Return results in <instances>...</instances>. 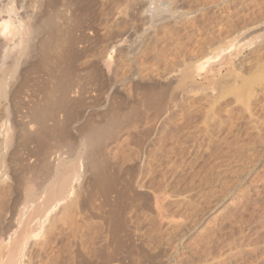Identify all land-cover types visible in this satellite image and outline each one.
<instances>
[{"label":"rangeland","instance_id":"rangeland-1","mask_svg":"<svg viewBox=\"0 0 264 264\" xmlns=\"http://www.w3.org/2000/svg\"><path fill=\"white\" fill-rule=\"evenodd\" d=\"M22 3L33 16L37 12V15L41 12L43 13L41 15H44V13L46 14V12L48 14L49 11V13L55 11V13H59L60 15L57 14V16H60L59 18L62 17V20L59 21L57 17L58 23H62L65 20V27L69 26L65 28L64 25H62L63 23L61 25L59 24L63 27L60 28L65 30H62L63 32L60 31L62 32L61 37H63L61 38L63 40L62 46L65 44V36L69 37L67 39L69 45L66 44L65 47H62V52H65V54L60 57L64 63L59 60L60 57L56 56L57 53L54 52L55 50H51L52 52L50 51V49L56 45V43H54L55 38L52 39L49 44L50 46H48L52 48H49V50H46L43 54H40L38 51L36 53L34 52L36 55L34 53L31 54L34 55L32 59L31 56H28L25 62H28L29 65L32 64L33 67L28 66L29 68H27L28 64L23 62L24 57L22 59L21 56L20 61L18 60V71L16 69L17 73L15 72L16 75L14 74L13 77V79L18 82L13 80L15 83L13 87L15 89L13 91L15 100L10 103L7 99H5L6 101L0 99V108L8 104V109H13V107L16 109V112H14L16 116L19 115V113L22 114L23 111H28L31 103L35 102L30 99L35 100L34 97H39L37 99L40 100L41 96H43L42 92L44 89L52 86V83L47 82V80L50 81L52 76L51 73L54 69L60 70L63 76L67 72L65 75L67 77L65 78L76 86V89L78 87L80 94L77 92L72 95L70 97L72 102L69 99V105L67 103V108L64 107V111H66L64 114H68L66 115L67 117L65 116V123H60V126L56 124L55 128H52V125L55 123L51 122L52 125H49L50 122L47 121L49 122V126L47 127L48 133L45 132L47 138H38V141L36 139L38 136H33L35 139L30 141L31 138H28V135L26 136V134L29 133L27 132L26 134H21V136L25 135L24 137L28 139L24 137V139L19 138V140L18 138L12 139L14 136L11 130L13 136L11 138L12 142L9 141L7 136L6 140L8 139L9 142L4 141V143H2L3 145L0 146V149L3 150V152L0 151V153L5 157L8 155L10 149V151H12V149L16 150L18 153H15V158L17 157L16 162L19 163V165L17 163L15 166L16 168L13 173L14 175L12 174L13 176L11 175L12 172L9 170L11 168L9 167L8 169V165L6 166L2 163L0 165L7 167L8 170L5 172L4 170L6 168L3 166L2 168H4V170L2 168L0 169L3 173L5 172L3 174L0 171V212L2 213H0V222L4 221L5 224L4 225L2 222L0 223L4 226L0 227V237L3 240V242H1L2 240L0 239V242L6 244L5 242L8 235L5 238L4 235L7 234L5 230L10 229L9 232L11 233L15 228H11L15 220V212L13 213V211H15L14 207H19L23 200H21L19 196L22 192V188L24 189L27 184L26 179L32 177L33 180H35L36 177H41L40 179L38 178V181H40L42 178H47V174L44 173L46 176L43 174V172L47 171H43L40 168V159L42 158L41 151L45 148H49V145L54 148V150H52L53 148L50 147V150L55 151L58 141L60 143H66L67 148L64 146L62 148L61 145L63 144L61 143V145L57 146V150L59 148V150L63 149L62 152H65L67 149L69 150V144H75L77 141L79 142V134L85 132V129L87 131V127L90 129L99 124L97 122H101L102 120V122H104L105 117L103 116L106 115L112 114L113 116H108V119H113L112 117L115 115L112 112L115 110L116 115L119 111L123 114L121 113L120 115L119 113V120L117 119L118 116L117 118L115 116L114 121L118 120L117 122H123V128L124 130L126 129L127 132L124 133L126 130H122L123 128L120 123L122 128H120V133H122V135L118 130L119 135L116 134L117 137L115 136V138H118L121 135V138L119 137L120 141L114 138L115 140L112 139L114 143L110 140V146L107 144V146H109L108 149H105V146L103 147V152L109 150L106 153L104 152V156L106 154L110 156L106 155L108 156L107 159H111L109 161V167L111 169L108 168V172L113 170L111 171L113 173H109L111 175L113 174L110 178L114 177L112 180L114 179L115 182H113L114 185H116L115 187L112 186L111 193H109L112 199L108 196L105 197V199L107 198L106 200L102 201L104 198L98 199L97 195H95V198L92 191L91 194L93 195L90 194L92 197H90V195L88 196V192L92 188L93 191L96 189L98 192V190L94 187V180L90 178L93 177L91 176L92 174L89 171V173L86 174L83 172L82 177H79L81 181L77 180V182L74 183L76 188L74 187L72 198L70 197L71 199L67 201L70 204L73 200L72 203H76L75 207L71 205L68 212L61 210L62 207L60 210L63 212H60L56 216V213H58L56 211V213L52 215V217H58L56 218L57 220L59 219L58 223L55 222L57 221L56 219L52 220L51 218L49 221H52L53 224L52 222L51 224H47L49 221L46 223L48 226L50 225V230L46 225L48 230L46 229L45 231L47 232L45 233L43 229V235L42 232L39 234V237L42 235L40 239L35 238L36 241L33 238L29 242L27 249L29 246L30 248L26 250V255H30H25L24 257L26 259L28 258L27 260L29 261H25L30 262V264H116L114 261L118 263L119 261L117 260L122 259V261H120L124 262L122 264H166L164 262H167L168 259L167 264H264V0H48V2H46V0H22ZM47 5L48 8L46 7ZM44 6L48 11L43 12ZM69 28L71 30H69ZM64 32L65 34L63 35ZM51 44H53V46ZM62 52L61 54H63ZM51 54L54 56L52 55L51 57ZM42 55L47 57L46 60H51L50 63L49 61L46 63L45 57H42ZM109 55L112 56L109 57ZM54 59H56L55 62ZM28 60L31 61V63ZM110 61L111 63H109ZM198 63L204 64L203 69L197 74L193 73L192 77L187 79L183 84L178 77L181 71L184 69H191L194 64ZM21 67L26 69L27 73L24 74L25 76L21 74L25 72ZM51 68L54 69L52 70ZM27 69H29V71ZM48 74H50V76ZM256 74H258L259 77L263 76V84H254V94L251 93L252 95L250 94V97L248 96L249 98L246 97L247 100H249H245L244 102L243 99L245 98H242L243 96H236V94L234 95L232 90L237 84L239 86L245 77L250 78L252 75L254 77L257 76ZM16 77H19L18 80ZM21 78H23L22 82L25 81L23 83L24 85H19L21 82L20 80H22ZM16 85H19L20 89L15 88L17 87ZM38 90L40 91L38 92ZM33 95L35 96L32 97ZM156 96L159 97L157 98ZM146 98L153 99L155 104L152 102L153 100L149 99L150 101H147L145 100ZM157 99L162 103L160 104ZM3 101L4 105L2 104ZM246 102L248 103L246 104ZM10 104L12 108L9 106ZM107 108L112 109L110 110L111 112H109ZM2 109H0V112H2ZM107 111L109 114H107ZM21 114L17 117L20 118ZM3 115L1 114V116ZM7 117H4L5 119L2 118L3 121L6 119L11 121L10 118L12 116H9V118ZM128 117L129 119H127ZM19 120L20 119H18V121ZM3 121L2 123L4 124ZM102 122L101 124H103ZM126 122L127 125L125 124ZM8 124H11V122ZM36 126L37 125L34 127L36 128ZM34 127L33 129H35ZM57 127L60 128L58 129ZM49 128L52 129L48 131ZM33 129L31 130L32 132L34 131ZM55 129L60 133L56 132ZM27 131L29 130L27 129ZM31 131L30 133H32ZM50 133L54 135L52 136ZM123 133L125 134L124 143L122 138ZM49 134L52 137H50ZM0 137L1 140L2 135ZM52 138L54 140H52ZM22 140L25 141L23 142ZM35 140L38 142H33ZM43 140L46 142L43 143ZM17 141H20L19 144H17ZM78 142L75 145H78ZM43 144H47L48 146L44 145V148ZM4 145H6L5 148ZM75 145H70L69 147L75 150ZM35 147L38 148L34 150L33 148ZM30 150L34 151L31 152ZM142 150L143 152L145 151V155L142 153ZM30 152L33 153L32 156L34 155L35 157L30 156ZM122 153L123 156L128 155L125 156L126 159L121 156ZM140 154L144 156H140ZM0 156L2 157V155ZM37 156L39 159L36 158ZM113 156L115 157L114 159ZM119 158L121 163H124H122L123 166L120 164V166L118 165V163H120ZM127 159L128 161L126 162ZM35 161L40 164H33ZM138 161H140L139 165L135 163ZM28 164H30L29 166L33 164L32 167L37 168L38 176L35 174L36 168L29 170ZM144 164L148 169L150 168L149 166L155 169H153V173L157 176L156 181L160 179L166 181L167 179L166 183L169 189L171 188L173 191V187L170 186L174 185L175 187L176 185L178 187H176L177 190H180L178 193L176 188L174 189V192L178 193V195L180 194V197H175V199H181L179 204L176 205L178 209L176 210L177 212L181 210L184 213L181 214L182 212L180 211L178 216L177 212H175L176 214L173 213L175 215L174 221H177L175 220L177 216L180 222L179 227L176 222V225H172V227L169 225L170 227L168 228V224L165 226V220L164 225H162L163 223L161 224V222L157 221L158 218H155L156 222L153 219L155 223L151 218V220H149L150 223L152 222L155 226L157 224L159 226H157V228L154 227V225H150L149 221L143 218L145 216L143 213H145L147 208L144 207L145 196L135 195L130 186H133L134 181L141 182L144 179V174L138 170V168ZM158 168L160 171H158ZM163 169L164 171H161ZM180 169L182 170L180 171ZM30 171L36 176L35 179ZM8 172L9 175L7 174ZM161 173H165L163 175L167 176L164 177ZM28 175L30 176L28 177ZM160 175L164 178L162 179ZM171 175L172 177H170ZM4 176L6 177L5 180L3 178ZM7 178L10 182L7 181ZM32 178H30L31 180L29 181H33ZM168 178L170 181H168ZM133 179L135 180L133 181ZM164 180L162 182H164ZM4 181H6L8 185ZM41 182H44V179H42ZM13 183H16L17 187H14ZM76 183H79V185L77 186ZM21 184L25 186L23 187ZM30 184H32V182ZM183 187H185V190H183ZM113 188L115 190H113ZM181 188L184 192L188 191L186 193L188 196L183 193ZM14 189L21 191L20 194H18L19 191L15 190V192ZM3 190L8 192L3 193ZM96 191L95 194L102 195L101 192L97 193ZM121 191L122 193H120ZM14 195L16 197H14ZM22 195L23 192L21 198L23 197ZM128 195L129 198H126ZM181 195H183V198ZM17 196L19 200L16 199ZM93 196L95 198L94 200L97 201L93 202L94 205L100 200L101 203H99L101 205L103 204V210H99V203V208L97 207L98 210H91L92 207L96 208V206H98L92 205ZM184 196L190 197L193 204L190 203L191 200L187 202L189 199L186 197V199H184ZM87 197L92 201L89 199V201H91L89 202ZM102 197H104V195H102ZM2 200H4V202ZM108 200H110L109 204L111 205L107 203V207L102 202ZM140 200L141 202H139ZM19 201L20 203H18ZM80 201L81 204L79 205L78 203H80ZM185 201L192 206H188ZM128 202L134 204L132 205ZM9 203H11L10 206ZM135 203L137 205L139 203V205L137 206ZM14 204L15 206L13 207ZM182 204H184V206L186 204L185 208H187L185 209ZM87 205L92 207H87ZM128 205L131 208L128 207ZM179 205L180 209L178 208ZM77 206H79V208ZM134 206H137L136 210H138V213H142L143 211V213L140 214V218L144 215L141 222L139 217V219H136V217L133 216V214H135ZM10 207H13V210ZM118 207L120 209H118ZM123 207L124 211L121 210ZM174 207L172 208V212L175 211L176 207ZM75 208L78 209L73 210ZM108 208L113 209L114 215L110 212L112 209L109 211ZM9 210H11L12 213H10ZM82 210L85 211L83 212ZM75 211L78 212L74 214V217L73 213ZM93 212V216L98 214L104 219L97 217L98 215L92 217V219L90 216ZM109 212L111 213L109 215H113L111 218L113 217L118 220L116 223L119 221L122 222H119L121 225L113 222L116 227L113 223H111V226H114V228L110 225L111 228L106 226V216ZM64 213L70 216L67 217ZM121 213L122 216H120ZM10 214H12V216ZM79 214L81 215L79 216ZM63 215L68 219L66 218L67 220H64V218H61ZM76 215H78V218ZM126 216H128L126 218L127 220H125ZM83 217L89 224L88 222H84L85 219H83ZM4 218L6 222L3 220ZM71 218L77 220V222H75V220H73L74 222L69 220ZM113 218L110 219V221H112ZM80 219L84 221L82 222ZM60 220H63V223L60 222ZM94 220L97 224L94 223ZM10 221L11 223H8ZM124 221H126V226ZM69 222L71 224H69ZM77 223V228L81 229V231L75 228ZM81 224L84 227H82ZM66 225H69L70 229L73 228L75 230H68V226ZM112 228L113 230L111 231L110 229ZM64 229H66V231ZM108 229L110 232L107 231ZM158 229H160V232ZM72 231L73 233H71ZM78 232L80 234L79 236L77 235ZM112 232L114 233L113 235ZM173 232H175L177 236ZM180 232H182L181 235L184 234L183 237L180 235ZM178 234L180 236H178ZM72 235H75L76 239L78 236L79 241L77 242L75 236ZM173 235L174 237H172ZM70 236H72L71 238L74 240L71 241ZM91 236L94 238L92 239ZM42 237L43 240L41 241ZM139 237L141 238L139 239ZM177 237L180 238L178 239ZM45 239L48 240L45 241ZM53 239H55V241ZM66 241L68 244H65ZM70 242L74 248L71 246ZM34 243L38 245H34ZM1 246L2 245H0V247ZM41 246L42 249L40 248ZM48 250L51 251L49 252ZM27 251H30V253ZM32 255L33 257L35 255H39L40 257L36 256L39 259L36 258L37 261H35L36 259L35 257L33 258Z\"/></svg>","mask_w":264,"mask_h":264},{"label":"bare ground","instance_id":"bare-ground-1","mask_svg":"<svg viewBox=\"0 0 264 264\" xmlns=\"http://www.w3.org/2000/svg\"><path fill=\"white\" fill-rule=\"evenodd\" d=\"M45 1V0H44ZM49 1H51V0H49ZM46 2H48V0H46ZM46 4H48V3H46ZM28 6H30V5H28ZM27 6V7H28ZM45 7V6H44ZM47 8H48V5L46 6ZM46 7L43 9V12L44 11H48L47 9H46ZM29 10L26 8V6L25 5H23V3H22V0H0V99H3V100H5V99H7V100H9V102L11 103L13 100H15V96H14V86H15V83L13 82V77H14V74H15V72H16V69H17V66H18V60L20 61V58H21V56H22V59H23V57H24V61L23 62H25L26 61V59H28V56H31V59L33 58V56L34 55H31V54H33L34 52L36 53L37 51L40 53V54H43L46 50H49V48H52V47H48V46H50L49 44L51 43V41H52V39H54V43H56V45L52 48V49H50V51L52 50H55L54 52H56L57 53V57H60L61 55H64L65 54V52L63 53L62 52V47L64 46H66V44H68L69 45V42H67V39L69 38V37H67V36H65V44L62 46V39L61 38H63V37H61V33L63 32V31H65V30H63V29H61V28H63V27H61L60 25L62 24V25H64V23H65V20H64V22H62V23H58L60 20H62V17L61 18H59L58 16H57V14H59V13H55V12H53V13H49L48 12V14H47V12H46V14L44 13V15H41V14H43L42 12L40 13V14H38L37 15V13L33 16L32 14H30L29 12H28ZM30 12H32V11H30ZM55 13V14H54ZM60 15V14H59ZM32 17V18H31ZM58 17V18H57ZM69 17V16H68ZM67 17V18H68ZM59 20V21H57V19ZM70 23V22H69ZM60 24V25H59ZM66 24V23H65ZM68 25V24H67ZM61 27V28H60ZM64 27H65V25H64ZM66 27H69V26H66ZM65 27V28H66ZM61 29V30H60ZM63 30V31H62ZM69 30H71L70 28H69ZM60 31H62V32H60ZM66 32H67V30H66ZM71 32V31H70ZM69 32V33H70ZM33 35H32V34ZM65 34V32L63 33V35ZM67 34H68V32H67ZM72 34V33H71ZM122 34V33H121ZM50 41V42H49ZM120 41V40H119ZM53 43V42H52ZM52 46H53V44H51ZM69 47V46H68ZM48 48V49H47ZM51 51V52H52ZM65 51V50H64ZM47 52H49V51H47ZM46 52V53H47ZM54 52H53V54H54ZM61 52L63 53V54H61ZM66 52H67V50H66ZM123 52V51H122ZM34 53V54H35ZM38 53V54H39ZM47 54H49V53H47ZM53 54H51V57H52V55ZM122 54V53H121ZM36 55V54H35ZM46 55V54H45ZM45 55L43 56L42 55V57H45ZM55 55V54H54ZM53 55V56H54ZM56 56H55V58H56ZM110 56H112V55H109V57ZM26 57V58H25ZM50 57V56H49ZM62 57V56H61ZM61 57H60V59L59 60H61L62 62H63V60L61 59ZM30 58V57H29ZM38 58H39V55H38ZM46 58L47 57H45V60H46ZM64 58V57H63ZM108 58V57H107ZM30 59V60H31ZM37 59V58H36ZM35 59V60H36ZM51 59V58H50ZM58 59V58H57ZM65 59H66V57H65ZM64 59V60H65ZM44 60V59H43ZM44 60V61H45ZM55 60L56 59H54V62H55ZM29 61V60H28ZM47 61H49V60H46V63H47ZM51 61V60H50ZM50 61H49V63H50ZM108 61V60H107ZM23 62H20V63H23ZM30 63H31V61H29ZM36 62V61H35ZM34 62V63H35ZM38 62V61H37ZM43 62V61H42ZM58 62V61H57ZM61 62V63H62ZM26 64H28V62H25ZM41 63V62H40ZM64 63V62H63ZM109 63H111V61L109 62ZM25 64V65H26ZM36 64V63H35ZM34 64V65H35ZM43 64V63H42ZM51 64H53V63H51ZM56 64V63H55ZM20 65V64H19ZM21 65H23V64H21ZM45 65V64H44ZM49 65V64H48ZM58 65V64H57ZM24 66V65H23ZM33 67V65L32 64H28L27 65V68H29V67ZM36 66V65H35ZM39 66V65H38ZM52 66V65H51ZM203 66H204V64L203 63H198V64H194L192 67H191V69H184V70H182L181 71V73H180V76H178L179 77V79L183 82V84L187 81V79H189V78H191L192 77V74L194 73H198L200 70H202L203 69ZM25 67V66H24ZM24 67H21L22 69H24ZM41 67V66H40ZM53 67H55V66H53ZM59 67V66H58ZM62 67V66H61ZM64 67V66H63ZM20 68V69H21ZM26 68V67H25ZM50 68V67H49ZM55 68H57V67H55ZM42 69H43V67H42ZM52 69V68H51ZM54 69V68H53ZM52 69V70H53ZM24 70H25V72H24ZM23 70V72L24 73H21L20 71V73L22 74V76L25 74V73H27L26 72V69H24ZM28 71H29V69H27ZM46 70V69H45ZM48 70V69H47ZM17 71H18V69H17ZM22 71V70H21ZM49 71H50V69H49ZM49 71H47V72H49ZM51 72V71H50ZM49 72V73H50ZM59 72V73H58ZM64 72V71H63ZM62 72V73H63ZM17 73V72H16ZM29 73V72H28ZM259 73H261V72H259ZM61 74V71L60 70H58V69H54L53 70V72L51 73V78H50V81H48L47 80V82H49V83H52V86H49V88H47L46 87V89H44V91L42 92L43 93V96H41V99L39 100V99H37V98H39V97H34L35 95H33L32 97H34V99L35 100H32V99H30L31 101H35L34 103L32 102L31 103V106H29V110L28 111H23L22 112V114L21 113H19V111H18V113H19V115L21 114V116H20V118H18L17 116H19V115H17L16 116V114L14 113V112H16V109H14V107H13V109H14V111H13V109H8L9 107H8V104H6V106H4V107H2V108H0V109H2L1 111L2 112H0V116H1V114L3 115V113H4V115L3 116H1L0 117V121H1V119L2 118H4V117H7V118H9V116L11 117L10 118V120L11 121H9V119H6L5 121H3V119H2V121L4 122V124L2 123V121L0 122V136L2 135V139L0 140V146H2L3 144L2 143H4V141L6 142V141H8V139L6 140V138H7V136H8V138H9V141L10 142H12L11 141V138L14 136V138H12V139H17L18 138V140H19V138H23L25 135H22L21 136V134H26L27 132H29L28 134H26V136L28 137V138H31L30 139V141L31 140H33V139H35L33 136H38L36 139L39 141V139L38 138H41V139H43L44 137H46L45 136V132H47V127L49 126V125H52V123L51 122H53V123H55V124H53L54 125V127H53V125H52V128H55V125L57 124L58 126H60L59 124L60 123H65V120H66V118H65V116L66 115H68V114H64V112H66V111H64L65 109H64V107L65 108H67V106H66V104L68 103V101H69V99L71 100V96L72 95H74V94H76L77 92H78V94H80L79 92V90H78V87H77V89L75 88L76 86H74L67 78H65V77H67V76H65L66 74H67V72H66V74H64V76L62 75H60ZM109 74V73H108ZM133 74H134V72H133ZM16 75V74H15ZM18 75V74H17ZM20 75V74H19ZM49 76H50V74H48ZM61 77H60V76ZM115 75V74H114ZM199 75V74H198ZM255 75V74H254ZM257 76H254L253 77V75H252V77H245L242 81H241V84L238 86V84H237V86H235L234 88H233V93H234V95L236 94V96L238 95V96H240V97H242V98H245V99H243V101L245 102V100L246 101H248L247 100V98L246 97H250V94L251 93H253L254 94V86L256 85V83L257 84H260V85H262L263 84V81H264V79H263V76H258V74H256ZM263 75V74H262ZM25 76V75H24ZM175 76V75H174ZM193 76H195V75H193ZM20 77V76H19ZM18 77V78H19ZM60 77V78H59ZM64 77V78H63ZM177 77V78H178ZM17 78V77H16ZM18 78H17V80H18ZM25 78V77H24ZM48 78V77H47ZM170 78H173V77H170ZM176 78V77H175ZM243 78V77H242ZM22 80H20L21 82V84L19 83V85H22L24 82H22L23 81V78H21ZM262 79H263V81H262ZM54 80V81H53ZM119 80V79H118ZM194 80V79H193ZM15 81V80H14ZM113 81H115V80H113ZM15 82H17V81H15ZM262 82V83H261ZM18 83V82H17ZM16 83V84H17ZM116 83H119V82H116ZM115 83V84H116ZM45 84V83H44ZM122 84V83H121ZM255 84V85H254ZM19 85H16L17 87H15V88H18V89H20V87H19ZM24 85V84H23ZM40 85H41V83H40ZM46 85V84H45ZM48 85V84H47ZM117 85H119V84H117ZM116 87V86H115ZM21 88H22V86H21ZM43 88V87H42ZM39 89V88H38ZM255 89H256V87H255ZM17 90V89H16ZM37 90V89H36ZM43 90V89H42ZM41 90V91H42ZM254 90V91H253ZM18 91V90H17ZM40 90H38V92H39ZM41 93V92H40ZM39 94V93H38ZM158 95H160V94H158ZM252 95V94H251ZM40 96V95H39ZM77 96V95H76ZM75 97V96H74ZM152 97V96H151ZM154 97H155V95H154ZM157 97V96H156ZM159 97V96H158ZM157 97V98H158ZM248 97V98H249ZM31 98V97H30ZM153 98V97H152ZM36 99H37V102H36ZM74 99V98H73ZM149 99H151V98H149ZM149 99H145V100H149ZM160 99V98H159ZM161 99H162V97H161ZM42 100V101H41ZM151 100H153V99H151ZM158 100V99H157ZM2 101V100H1ZM6 101V100H5ZM17 101V100H16ZM15 101V102H16ZM41 101V102H40ZM150 101V100H149ZM159 102H160V100H158ZM162 101V100H161ZM71 102H72V100H71ZM153 103H154V100L152 101ZM151 102V103H152ZM4 103V101L2 102V104ZM7 103V102H6ZM14 103V102H13ZM12 103V104H13ZM70 103V102H69ZM69 103H68V105H69ZM146 103V102H145ZM150 103V104H151ZM157 103V102H156ZM162 102H160V104H161ZM248 102H246V104H247ZM147 104V103H146ZM155 104V103H154ZM154 104H153V106H154ZM4 105V104H3ZM147 105H149V104H147ZM157 105V104H156ZM10 107H11V104L9 105ZM12 106H14V105H12ZM151 106V105H150ZM158 106H160V105H158ZM1 107V106H0ZM16 107V106H15ZM12 108V107H11ZM110 108H112V107H110ZM110 108H107V110H109V112H111L110 110H112V109H110ZM157 108V107H156ZM114 112H112L115 116H116V118H117V116L119 115V113H120V111H119V113L116 115V113H115V110H113ZM68 112V111H67ZM108 112V111H107ZM109 112L107 113V114H109ZM122 113V112H121ZM121 113H120V115H121ZM123 114V113H122ZM108 116H113L112 114H110V115H106V116H103V117H105V120H104V122H102L103 124H101V122H97V123H99V124H97L96 126H94L93 128H90V129H88V127H87V131H86V129L84 130L85 132H80V133H82V134H79V142H78V145H75V144H77V142L75 143V144H69V146L70 145H75V147L74 146H71V147H74L75 148V150H72V148H70L69 146H68V148H69V150H70V152H69V150L67 149V150H65V152L63 151L62 152V148H63V146L64 147H66L67 148V144L66 143H62L63 145H61V143L58 141V145H61L62 146V150H57L56 148H58L57 146H56V143H55V141H54V143H55V146H56V148H55V151H51L50 149V147H52L51 145H49L50 147L49 148H45V146L48 144V142H47V144H43V147L45 148L44 150H42L41 151V159H40V163H41V166H40V168L44 171H47V172H43V174L44 173H46L47 174V178L45 179V178H42V179H44V182H41V180L40 181H38L40 178L39 177H36V176H38L37 175V168L36 167H32V165L33 164H35L36 165V163H39V162H31V163H33L31 166H29L30 164H28V167H29V170L30 169H35L36 168V171H35V174H36V176L33 174V172L32 171H30V172H32V174L34 175V179H35V177H36V179L35 180H33V178L32 177H30V178H32V180L33 181H29V180H31L30 178L27 180L26 179V183L28 184V186H27V184H26V186L24 185V184H21L23 187H24V189L22 188V192H23V197L21 198V194H22V192L21 191H19V190H17V189H14V191L16 190V191H19V193L18 194H20V192H21V194H20V199L22 200V202L20 203V201L18 202V203H20V206L19 207H14L15 206V204L13 205V207L15 208V211H13V213L15 212V220H14V223L11 225V228H13V227H15L13 230H12V232L10 233L9 231H10V229L8 228V227H6V228H8L9 230H5V232L7 233V234H5L4 236H5V238L7 237V235H8V237H7V239H6V244H3V243H1V242H3V240L1 239V237H0V239L2 240H0L1 242H0V245H2L1 247H0V264H30V262H26L25 260H27L26 258H24L25 257V255H26V250H28L29 248H30V246H29V248L27 249V245H29V242L34 238H39L40 239V237L43 235V229H44V232L46 233L47 231H45L46 229H47V227H46V225L47 224H51V222L52 221H49L51 218H52V220L53 219H56V218H58V217H52V215L53 214H55L56 213V211L58 212V213H56V216H57V214H59L60 212H63V211H61V210H65V211H69V208H70V206L72 205L73 207H75V205H76V203H72V201H71V203L69 204L67 201H68V199H71L72 198V196H73V192H74V187H75V185H74V183L75 182H77V180L78 181H81V180H79V177L81 176L82 177V173L84 172L85 174L86 173H91L92 175L91 176H93V177H90L92 180H94L93 181V183L95 184V186L94 187H96L97 188V190H98V192L100 193H102V195H104V197H102V195L101 194H95V191H96V189H95V191H93V188L88 192V196L91 194V191L94 193V196L95 195H97L98 196V199L100 198V199H102V198H104V199H102V201H104V200H106L105 199V197H110V194L109 193H111L110 191L112 190V186H116V185H114V179L112 180V178H114V177H112V178H110L112 175L109 173V172H111V171H113V170H111V171H109L108 172V170L109 169H111L110 167H109V161L111 160H109V159H107L108 158V156H109V154H106V155H108V156H104V152L106 153V152H108L107 150H105L104 152H103V149L105 148V149H108V147L110 146V143L112 142V143H114V140L115 139H118L119 140V137L121 138V135H122V133H120V128H121V125H122V128H123V124L121 123V121L120 122H117L118 120H119V117L120 116H118V120H116V121H114L115 120V116L114 117H112L113 119H111V118H109L108 119ZM127 116H129V115H127ZM67 117V116H66ZM102 117V118H103ZM122 117V116H121ZM20 119L19 121H18V119ZM28 120H27V119ZM69 118V117H68ZM67 118V119H68ZM5 119V118H4ZM111 119V120H110ZM126 119V118H125ZM127 119H129V117L127 118ZM51 120V121H50ZM27 121V122H26ZM47 121H49L50 122V124L48 125V123L49 122H47ZM125 121V120H124ZM5 122H11V124H8V123H5ZM25 122V123H24ZM120 123H121V125H120ZM95 124V123H94ZM93 124V125H94ZM126 125H127V122L125 123ZM35 125H37L36 126V128L34 127ZM126 125H124V126H126ZM33 127L35 128V129H33ZM51 127V126H50ZM51 128V129H52ZM58 129L60 128V127H57ZM56 128V129H57ZM62 128V127H61ZM121 128V129H122ZM125 128H127V127H125ZM27 129L29 130V131H27ZM34 130L33 132L31 131V130ZM50 128H49V130L48 131H50L51 130ZM55 129V130H56ZM13 131V136H12V131ZM82 130V129H81ZM118 130H119V133L121 134L118 138H115V136L117 137V135H119L118 134ZM123 131H125L124 130V128L122 129ZM122 130H121V132H122ZM23 131V132H22ZM30 131L32 132V133H30ZM54 131V130H53ZM52 131V132H53ZM9 132H10V134H9ZM55 132V131H54ZM53 132V133H54ZM56 132H58V133H60L59 131H57L56 130ZM127 132V130L124 132V133H126ZM48 133V132H47ZM57 133V134H58ZM123 133V143H124V141H125V138H124V134ZM131 133V132H130ZM51 134V133H50ZM49 134V135H50ZM56 134V135H57ZM117 134V135H116ZM9 135H11V136H9ZM19 135H20V137H19ZM48 135V134H47ZM52 136L54 135V134H51ZM50 135V137H52ZM59 135V134H58ZM130 135V134H129ZM27 137H24V138H27ZM43 137V138H42ZM58 137V136H57ZM127 137V136H126ZM131 137V136H130ZM1 138V137H0ZM23 138V139H24ZM27 138V139H28ZM47 138V137H46ZM45 138V139H46ZM48 138H49V136H48ZM56 138V137H55ZM115 138V139H114ZM132 138V137H131ZM27 139H25V140H27ZM57 139V138H56ZM59 139H60V141H61V138L59 137ZM112 139H114V140H112ZM127 139V138H126ZM24 140V141H25ZM37 140H35V141H33V142H38ZM52 140H54L53 138H52ZM51 140V141H52ZM68 140V139H67ZM110 140H112L111 142H109ZM122 140V139H121ZM8 141V142H9ZM16 141V140H15ZM23 141V140H22ZM23 141V142H24ZM44 141V140H43ZM48 141H49V139H48ZM57 141V140H56ZM120 141V140H119ZM18 142V141H17ZM16 142V143H17ZM20 142V141H19ZM19 142L17 143V144H19ZM28 142V141H27ZM26 142V143H27ZM46 141H44L43 143H45ZM115 142H117V141H115ZM129 142V141H128ZM131 142V141H130ZM28 143H30V142H28ZM53 143V142H52ZM68 143V142H67ZM119 143V142H118ZM117 143V144H118ZM127 143V142H126ZM6 144V143H5ZM11 144V143H10ZM31 144H32V142H31ZM49 144H50V142H49ZM65 144V145H64ZM107 144L109 145V146H107ZM116 144V145H117ZM120 144V143H119ZM121 144H122V141H121ZM128 144V143H127ZM7 145V144H6ZM6 145H4V148L6 147ZM9 145V144H8ZM37 145V144H36ZM41 145V144H40ZM45 145V146H44ZM54 145V144H53ZM125 145V144H124ZM18 146V145H17ZM16 146V147H17ZM35 146V145H34ZM48 146V145H47ZM60 146V147H61ZM105 146V147H104ZM111 146H112V144H111ZM114 146H115V144H114ZM121 146H123V145H121ZM120 146V147H121ZM8 147H10V146H8ZM42 147V148H43ZM104 147V148H103ZM116 147V146H115ZM114 147V148H115ZM144 147V146H143ZM38 148V147H37ZM36 147L35 148H33L34 150H36L37 149ZM53 148V147H52ZM8 149V148H7ZM14 149H16V148H14ZM111 149V148H110ZM116 149V148H115ZM9 150V149H8ZM11 150V149H10ZM9 150V152H8V155L5 157L3 154H1L0 153V155H2V157L0 156V165H1V163L2 164H5L6 166L8 165V169H9V167L11 168V169H9L10 170V172H12L11 173V175L14 173V170H15V166H16V164L18 163V162H16V160H17V157L15 158V153L17 152L16 150H13L12 149V151H10ZM18 150V149H17ZM34 150H30L31 152H33ZM52 150H54V148L52 149ZM72 150V151H71ZM112 150H114V149H112ZM118 150V149H117ZM121 150V149H120ZM0 151H2L3 152V150H1L0 149ZM7 151V150H6ZM67 151V152H66ZM119 151V150H118ZM5 152V151H4ZM30 152V153H31ZM36 152V151H35ZM113 152V151H112ZM116 152V151H115ZM152 152V151H151ZM263 152V151H262ZM7 153V152H6ZM18 153V152H17ZM37 153V152H36ZM36 153H34V154H36ZM119 153V152H118ZM124 153V152H123ZM123 153H122V157H125V156H128V155H125V156H123ZM142 153H144V155H145V151L143 152V150H142ZM141 153V154H142ZM32 154L33 153H31V155L30 156H32ZM38 154V153H37ZM111 154V153H110ZM116 154H117V152H116ZM121 154V153H120ZM124 154H126V153H124ZM128 154V153H127ZM140 154V156H144V155H141ZM151 154V153H150ZM118 155V154H117ZM130 155V154H129ZM135 155V154H134ZM137 155H138V153H137ZM263 155V154H262ZM34 156V155H33ZM32 156V157H33ZM39 156V155H38ZM36 157V158H38L39 159V157ZM120 156V155H119ZM119 156H117V157H119ZM152 156V155H151ZM35 157V156H34ZM110 157V156H109ZM116 157V158H117ZM130 157V156H129ZM139 157V156H138ZM148 157H149V154H148ZM112 158V157H111ZM115 157L113 156V159H114ZM128 158V157H127ZM137 158V157H136ZM146 158V157H145ZM122 159V158H121ZM124 159H126V157L124 158ZM128 159H130V158H128ZM128 159L126 160V162L128 161ZM34 160H35V158H34ZM119 160H120V158H119ZM135 160V159H134ZM139 160H141V159H139ZM148 160V159H147ZM38 161V160H37ZM114 161V160H113ZM118 161V160H117ZM122 161H123V159H122ZM142 161V160H141ZM3 162H6V163H3ZM116 162V161H115ZM114 162V163H115ZM139 162L140 161H138V162H135V163H137L138 165H139ZM148 162H150V161H148ZM183 162V161H182ZM39 163V164H40ZM110 163H112V162H110ZM113 163V164H114ZM123 163V162H122ZM122 163H121V160H120V163H118V165L120 164V165H122ZM129 163V162H128ZM142 163V162H141ZM145 163V162H144ZM39 164H38V166H39ZM124 164V163H123ZM146 164V163H145ZM145 164L142 166H140L139 168H138V170H140V172L142 173V174H144V179L141 181V182H136V181H134L135 179H133V181H134V184H133V186L131 185L130 187H132V190H133V192L135 193V195H144L145 196V205H144V207H147L146 208V211L144 210V208H143V210L145 211V213H143V211H142V213L143 214H145V216L143 217V218H145L147 221H149V220H151V218H152V221H153V219H154V221H155V218L157 219V221L158 222H161V224L162 225H164V222H165V226H166V224H168V228L170 227L169 225H171V227H172V225H176L177 223H178V227H179V225H180V222L178 221V218H177V216L180 214V211L179 212H177V207H176V205L177 204H179V202L181 201V199H175V197L177 198L178 196L180 197V194L178 195V193H179V191L177 190V186L175 185V187H174V185L172 186H170V187H173V191L171 190V188L169 189V187H168V185H167V179H166V181L163 179L164 177H166V176H164L163 174H165V173H161V175H163L164 177H162L161 175V178L164 180V182H162L163 180H159V181H156L157 180V176L153 173V169L154 168H152V166H149L151 169H152V171H151V169L149 168H147V166H145ZM149 164V163H148ZM18 165H19V163H18ZM34 165V166H35ZM112 165V164H111ZM110 165V166H111ZM119 165V166H120ZM136 165V164H135ZM147 165V164H146ZM152 165V164H151ZM3 166V165H2ZM2 166H0V169L2 168ZM123 166V165H122ZM128 166V165H127ZM145 166V167H144ZM4 167V166H3ZM30 167H32V168H30ZM4 168H6L5 170H4ZM4 168H2L5 172H6V170H7V167H4ZM109 168V169H108ZM114 168V167H113ZM122 168V167H121ZM157 168V167H156ZM182 168V167H181ZM40 169V170H41ZM159 169V168H158ZM162 169V168H161ZM28 170V171H29ZM124 170H125V168H124ZM155 170V169H154ZM168 170V169H167ZM182 169H180V171H181ZM2 173H3V171L2 170H0ZM8 171V170H7ZM87 171V172H86ZM89 171V172H88ZM158 171H160V169L158 170ZM161 171H164V169L163 170H161ZM4 172V173H5ZM166 172V171H165ZM169 172V171H168ZM175 172H176V170H175ZM2 173H1V176H2ZM3 173V174H4ZM111 173H113V172H111ZM115 173V172H114ZM119 173V172H118ZM155 173H158V172H155ZM172 173V172H171ZM8 175H9V172L7 173ZM30 174V173H29ZM110 174V175H109ZM117 174V173H116ZM168 174V173H167ZM173 174H175V173H173ZM10 175V176H11ZM14 175V174H13ZM12 175V176H13ZM11 176V177H12ZM30 175H28V177H29ZM32 176V175H31ZM84 176V175H83ZM90 176V175H89ZM175 176V175H174ZM169 177V176H168ZM170 177H172V175L170 176ZM246 177V176H245ZM1 178V177H0ZM4 178V180H5V176L3 177ZM15 178V177H14ZM39 178V179H38ZM94 178V179H93ZM160 178V177H159ZM158 178V179H159ZM175 178H176V176H175ZM174 178V179H175ZM12 179V178H11ZM169 179V178H168ZM25 180V179H24ZM23 180V181H24ZM3 181V180H2ZM7 181H8V178H7ZM29 181V182H28ZM34 181H38V182H34ZM114 181V182H113ZM168 181H170V179L168 180ZM172 181V180H171ZM1 182V181H0ZM4 182H6V181H4ZM8 182H10V181H8ZM22 182V181H21ZM32 182V184H33V182H34V184H36V185H34L33 184V186H36V187H33L32 186V184H30ZM40 183V184H39ZM80 183V182H79ZM79 183L77 184V186L79 185ZM92 183V184H93ZM172 183V182H171ZM170 183V184H171ZM6 184L8 185V183L6 182ZM14 185V187H17V184L16 183H13ZM175 184V183H174ZM4 185H5V183H4ZM12 185V184H11ZM31 185V186H30ZM81 186V185H80ZM91 186H93V185H91ZM21 187V186H20ZM177 187V188H176ZM10 188V187H9ZM19 188V187H18ZM26 188V189H25ZM76 188V187H75ZM176 188V190L178 191V193H176V192H174V189ZM185 187H183V190H185L184 189ZM7 189V188H6ZM13 189V188H12ZM78 189V188H77ZM80 189V188H79ZM187 189V188H186ZM8 190V189H7ZM10 190V189H9ZM21 190V189H20ZM24 190V191H23ZM113 190H115L114 188H113ZM117 190V189H116ZM120 190V189H119ZM181 190H182V188H181ZM182 190V191H183ZM14 191H13V193H14ZM15 191V192H16ZM5 192H8V191H4L3 190V193H5ZM12 192V191H11ZM83 192V191H82ZM97 192V191H96ZM97 192V193H98ZM115 192V191H114ZM117 192V191H116ZM130 192V191H129ZM174 192V193H173ZM188 192V191H187ZM186 191L184 192L183 191V193H185V195L186 196H188V194H186L187 193ZM120 193H122V191L120 192ZM132 193V192H131ZM181 193V192H180ZM182 193V194H183ZM80 194V193H79ZM160 194V195H159ZM2 195V194H1ZM87 195V194H86ZM91 195H93V194H91ZM90 195V197H92ZM100 195H101V197H100ZM115 195V194H114ZM123 195H124V193H123ZM184 195V194H183ZM183 195H181V197L183 198ZM191 195V194H190ZM189 195V196H190ZM4 196H5V194H4ZM3 196V197H4ZM12 196V195H11ZM18 196H17V200H19L18 199ZM79 196V195H78ZM94 196H93V201H92V205L93 206H96V205H98V206H96V208H94V207H90L89 205L91 204H89V205H87V207L89 206L90 208H91V210L93 209H97V207L99 208V204L101 203L100 202V200H99V204L97 203H95L96 205H94V201H96V200H94L95 198H96V196H95V198H94ZM133 196V195H132ZM131 196V197H132ZM186 196H184V199H186V198H188V197H186ZM204 196V195H203ZM1 197V196H0ZM14 197H16L15 195H14ZM71 197V198H70ZM75 197V196H74ZM117 197V196H116ZM116 197H115V199H116ZM123 197V196H122ZM125 197V196H124ZM130 197V198H131ZM135 197V196H134ZM134 197H133V199H134ZM186 197V198H185ZM224 197V196H223ZM8 198V197H7ZM111 198V197H110ZM109 198V199H110ZM114 198V197H113ZM118 198V197H117ZM126 198H129V195H128V197H126ZM136 198V197H135ZM162 198V199H161ZM171 198H174V199H171ZM191 198H192V196H191ZM10 199H12V198H10ZM75 199V198H74ZM80 199V198H79ZM87 199H88V197H87ZM89 199H88V201H89ZM112 199V198H111ZM189 200L187 201V202H189L191 199H190V197L188 198ZM1 200V199H0ZM114 200V199H113ZM137 200V199H136ZM3 202H4V200H2ZM79 201V200H78ZM87 201V202H88ZM91 201H89V202H91ZM110 200H108V201H106V202H102V203H104L105 204V206H107L110 202H109ZM117 201V200H116ZM116 201H114V202H116ZM129 201V200H128ZM130 201H132V200H130ZM135 201V200H134ZM183 201V200H182ZM185 201V202H186ZM6 202V201H5ZM97 202V201H96ZM126 202V201H125ZM133 202V201H132ZM136 202V201H135ZM139 202H141V200L139 201ZM186 202V204L188 205V206H190L189 205V203H187ZM12 203H13V201H12ZM16 203V202H15ZM18 203H16L17 205H19ZM108 203V204H107ZM129 203V202H128ZM191 204H193V201L191 200V202H190ZM6 204V203H5ZM10 204L11 203H9V206H10ZM79 205L81 204V201H80V203H78ZM84 204V203H83ZM87 204V203H86ZM85 204V205H86ZM129 204H132L131 202L129 203ZM134 204V203H133ZM132 204V205H133ZM136 204V203H135ZM181 204V203H180ZM186 204H185V206H186ZM16 205V206H17ZM103 205V204H102ZM101 204H100V208H99V210H103V206H102ZM109 205H111V204H109ZM113 205V204H112ZM117 205V204H116ZM116 205H114V206H116ZM127 205V204H126ZM137 205V204H136ZM138 205H139V203H138ZM137 205V206H138ZM183 205V207L185 208V206H184V204H182ZM4 206V205H3ZM7 206V205H6ZM8 206V207H9ZM101 206H102V208H101ZM124 206V205H123ZM137 206H134L135 208V214H133V216H135L136 217V219L139 217L140 218V214H142V213H138V210H136V208H137ZM143 206V205H142ZM176 208H175V207ZM192 206V205H191ZM190 206V207H191ZM1 207H2V205H1ZM13 207H10L12 210H13ZM63 207V208H62ZM78 208H79V206H77ZM81 207V206H80ZM86 207V208H87ZM108 207V206H107ZM128 207H130L129 205H128ZM133 207V206H132ZM175 208V211L174 212H172V208ZM183 207H181V208H183ZM189 207V208H190ZM17 208V209H16ZM60 208H62L61 210H60ZM78 208H75V209H73V210H77ZM85 208V209H86ZM89 208V209H90ZM116 208V207H115ZM131 208V207H130ZM179 209H180V205H179V207H178ZM187 208V207H186ZM185 208V209H186ZM5 209H7V208H5ZM68 209V210H67ZM82 209V208H81ZM109 209V208H108ZM110 209H112V208H110ZM110 209H109V211H110ZM118 209H120L119 207H118ZM126 209V208H125ZM129 209V208H128ZM127 209V210H128ZM138 209H140V208H138ZM148 209V210H147ZM177 209V210H176ZM4 210V209H3ZM60 210V211H59ZM71 210V209H70ZM87 210V209H86ZM90 210V211H91ZM92 210V211H93ZM98 210V209H97ZM115 210V209H114ZM121 210H123L124 211V207H123V209H121ZM192 210V209H191ZM5 211V210H4ZM10 211V213H12L11 212V210H9ZM8 211V212H9ZM83 211V210H82ZM85 211V210H84ZM83 211V212H84ZM88 211V210H87ZM94 211H96V210H94ZM130 211V210H129ZM66 212V213H67ZM78 211H75L74 213H73V216L75 217V213H77ZM89 212V211H88ZM99 212V211H98ZM97 212V213H98ZM105 212H106V210H105ZM110 212H112V214L114 213L113 212V209H112V211H110ZM108 213V215L106 216L107 217V225L106 226H108V228H111V227H113L114 228V226L116 227V225H114V223L115 224H118V223H116V221H118V220H116V219H114L113 217V220L112 221H110V219H112L111 218V216H113V215H109V214H111V213ZM128 212V211H127ZM131 212V211H130ZM140 212V211H139ZM175 212H177V216H176V218H175V220H177V221H174V217H175V215L173 214V213H175ZM182 212V211H181ZM1 213V212H0ZM101 213V212H100ZM147 213V214H146ZM179 213V214H178ZM184 212H182L181 214H183ZM2 214V213H1ZM7 214V213H6ZM6 214H4V215H6ZM61 214H63V213H61ZM60 214V215H61ZM69 214V213H68ZM87 214H90V213H87ZM93 214H94V212L93 213H91V218L92 217H96V215H98V214H95V216H93ZM104 214H107V213H104ZM128 214H129V212H128ZM176 214V213H175ZM11 216H12V214H10ZM64 215H66L65 213H64ZM64 215H63V217H61V218H64V220L67 218V217H69L70 215H66L67 217L65 218L64 217ZM81 214H79V216H80ZM85 215V214H84ZM101 215V214H100ZM102 215H103V213H102ZM101 215V216H102ZM126 215V214H125ZM1 216V215H0ZM3 216V215H2ZM11 216H9V217H11ZM59 216V215H58ZM73 216H71V217H73ZM78 215H76V217H77ZM86 216V215H85ZM120 216H122V213H121V215ZM119 216V217H120ZM129 216H130V214H129ZM5 217V216H4ZM89 217V218H90ZM97 217H99V218H101V219H104V218H102V217H100L99 215L97 216ZM128 216H126L125 217V220H127L126 218H127ZM142 217L139 219L140 220V222H141V219H142ZM150 217V218H149ZM78 218V217H77ZM80 218V217H79ZM87 218H88V216H87ZM116 218V217H115ZM132 218V217H131ZM130 218V219H131ZM68 219V218H67ZM66 219V220H67ZM82 219V218H81ZM80 219V220H81ZM83 219H85L84 217H83ZM93 219V218H92ZM91 219V220H92ZM98 219V218H97ZM119 219V218H118ZM180 219V218H179ZM3 220H5V222H6V219L4 218ZM57 220V219H56ZM59 220V219H58ZM58 220L57 221H55V222H57L58 223ZM69 220H75V219H73V218H71V219H69ZM99 220V219H98ZM165 220V221H164ZM7 221H9V220H7ZM49 221V222H48ZM82 222L84 221V220H81ZM122 221H123V219H122ZM153 221V222H154ZM181 221V220H180ZM2 222V221H1ZM0 222V223H1ZM48 222V223H47ZM60 222H62L63 223V220L61 221L60 220ZM59 222V223H60ZM68 222V221H67ZM74 222V221H73ZM75 222H77V220H75ZM79 222V221H78ZM85 223H87L86 222V219H85V221H84ZM98 222V221H97ZM114 222V223H113ZM125 222V226H126V221H124ZM156 222V221H155ZM154 222V223H155ZM157 222V223H158ZM177 222V223H176ZM182 222V221H181ZM3 224H4V221L2 222ZM8 223H11V221L10 222H8ZM7 223V224H8ZM47 223V224H46ZM56 223V224H57ZM80 223V222H79ZM84 223V224H85ZM94 223H95V220H94ZM111 223H113V225L114 226H111ZM120 223H122V222H120ZM119 223V224H120ZM149 223H150V221H149ZM152 223V222H151ZM150 223V225H154V227H157L158 225L156 224V226H155V224H151ZM176 223V224H175ZM7 224H6V226H7ZM52 224H53V222H52ZM66 224V223H65ZM65 224H64V226H65ZM69 224H71L70 222H69ZM73 224V223H72ZM76 224V223H75ZM74 224V225H75ZM88 224H89V222H88ZM95 224H97V223H95ZM103 224V223H102ZM118 224V225H119ZM148 224V223H147ZM182 224V223H181ZM5 225V224H4ZM54 225H55V223H54ZM111 227H110V226ZM121 225V224H120ZM123 225H124V223H123ZM123 225H122V227H123ZM136 225V224H135ZM2 226V224H0V227ZM9 226V225H8ZM48 226V225H47ZM50 226V225H49ZM49 226H48V229H49ZM60 226V225H59ZM66 226H68V230H72V229H70L69 228V225H66ZM76 226V225H75ZM81 226H82V224H81ZM89 226V225H88ZM103 226V225H102ZM105 226V225H104ZM148 226V225H147ZM161 226V225H160ZM164 226V227H165ZM184 226V225H183ZM2 227H4V226H2ZM55 227V226H54ZM71 227H72V225H71ZM74 227V226H73ZM78 227V223H77V226L75 227V228H77ZM82 227H84V226H82ZM95 227V226H94ZM117 227H119V226H117ZM121 227V226H120ZM136 227V226H135ZM152 227V226H151ZM153 227V228H154ZM159 227V226H158ZM157 227V228H158ZM173 227H175V226H173ZM186 227V226H185ZM52 228V227H51ZM58 228V227H57ZM63 228V227H62ZM87 228V227H86ZM107 228V227H106ZM113 228L112 229H110L111 231L113 230ZM133 228V227H132ZM131 228V229H132ZM5 229V228H4ZM47 229V230H48ZM53 229V228H52ZM54 229H56V228H54ZM78 229V228H77ZM94 229V228H93ZM117 229V228H116ZM119 229V228H118ZM136 229V228H135ZM146 229V228H145ZM161 229V228H160ZM160 229H158V231L160 230ZM164 229H166V228H164ZM171 229V228H170ZM50 230V229H49ZM61 230V229H60ZM65 231H66V229H64ZM73 230H75V229H73ZM78 230H80L81 231V229H78ZM83 230H85V229H83ZM115 230V229H114ZM121 230V229H120ZM138 230H139V225H138ZM148 230V229H147ZM172 230H174V229H172ZM177 230H178V228H177ZM184 230V229H183ZM239 230V229H238ZM2 231V230H1ZM58 231V230H57ZM56 231V232H57ZM63 231V230H62ZM96 231V230H95ZM95 231H92V232H95ZM107 231H109V229L107 230ZM135 231V230H134ZM142 231V230H141ZM163 231V230H162ZM169 231H171V230H169ZM181 231V230H180ZM184 231H186V230H184ZM4 232V231H3ZM2 232V233H3ZM42 232V235L39 237V234ZM52 232V231H51ZM50 232V233H51ZM61 232V231H60ZM59 232V233H60ZM69 232V231H68ZM110 232V231H109ZM108 232V233H109ZM120 232V231H119ZM144 232V231H143ZM148 232V231H147ZM160 232V231H159ZM238 232V231H237ZM9 233V234H8ZM49 233V234H50ZM62 233V232H61ZM64 233V232H63ZM71 233H73V231L71 232ZM136 233V232H135ZM134 233V234H135ZM139 233V232H138ZM173 233H175V232H173ZM181 233L182 232H180V235H181ZM184 233V232H183ZM56 234V233H55ZM58 234V233H57ZM65 234H67V233H65ZM64 234V235H65ZM114 233L112 232V235H113ZM133 234V233H132ZM145 234V233H144ZM168 234H172V233H168ZM176 234V233H175ZM78 236L80 235L79 234V232H78V234H77ZM118 235V234H117ZM143 235V234H142ZM179 234H178V236H180ZM184 235V234H183ZM183 235H181L182 237H183ZM47 236V235H46ZM59 236V235H58ZM68 236V235H67ZM72 236H75V235H72ZM72 236H70V238L72 237ZM78 236H77V239H76V236H75V240L78 242L79 241V239H78ZM176 236H177V234H176ZM2 237H3V234H2ZM44 237V236H43ZM43 237L41 238V241L43 240ZM65 237H66V235H65ZM82 237V236H81ZM92 237V236H91ZM110 237H111V234H110ZM130 237V236H129ZM171 237V236H170ZM172 237H174V235L172 236ZM45 238V237H44ZM60 238V237H59ZM94 237H92V239H93ZM95 238H97V237H95ZM116 238V237H115ZM141 237H139V239H140ZM178 239L180 238V237H177ZM35 239V240H36ZM117 239V238H116ZM137 239H138V237H137ZM176 239V238H175ZM48 240V239H47ZM46 239H45V241H47ZM54 241H55V239H53ZM70 240V239H69ZM72 240H74V239H72L71 238V241ZM81 240H82V238H81ZM172 240H173V238H172ZM4 241H5V239H4ZM37 241V240H36ZM52 241V240H51ZM50 241V242H51ZM108 241V240H107ZM142 241V240H141ZM178 241V240H177ZM49 242V241H48ZM74 242V241H73ZM85 242V241H84ZM93 242H95V241H93ZM180 242V241H179ZM44 243V242H43ZM54 243V242H53ZM62 243V242H61ZM110 243H112V242H110ZM35 244H37V243H34V245ZM46 244V243H45ZM65 244H68L67 243V241H66V243ZM64 244V245H65ZM70 244H71V242H70ZM75 244V243H74ZM73 244V245H74ZM81 244H83V243H81ZM93 244V243H92ZM30 245H33V244H30ZM33 245V246H34ZM38 245V244H37ZM61 245V244H60ZM79 245H80V243H79ZM108 245V244H107ZM4 246V247H3ZM43 246V245H42ZM42 246L40 247L41 249H42ZM50 246V245H49ZM58 246V245H57ZM63 246V245H62ZM71 246H72V244H71ZM70 246V247H71ZM76 246V245H75ZM82 246V245H81ZM80 246V247H81ZM94 246V245H93ZM109 246V245H108ZM176 246V245H175ZM46 247V246H45ZM44 247V248H45ZM56 247V246H55ZM65 247V246H64ZM68 247V246H67ZM73 247V246H72ZM71 247V248H72ZM39 248V247H38ZM37 248V249H38ZM39 248V249H40ZM57 248V247H56ZM69 248V247H68ZM74 248V247H73ZM72 248V249H73ZM40 249V250H41ZM62 249V248H61ZM79 249V248H78ZM81 249V248H80ZM53 250V249H52ZM44 251V250H43ZM49 251V250H48ZM51 251V250H50ZM49 251V252H50ZM75 251V250H74ZM28 252V251H27ZM58 252H60V251H58ZM61 252H63V251H61ZM28 253H30V251L28 252ZM38 253V252H37ZM41 253V252H40ZM39 254V253H38ZM43 254V253H42ZM55 254V253H54ZM28 255H30V254H28ZM28 255H26V256H28ZM56 255H57V253H56ZM36 256H39V255H35L34 257H35V259L37 258ZM29 257H31V256H29ZM32 257H33V255H32ZM31 257V259H33ZM40 257V256H39ZM55 257H57V256H55ZM109 257H111V256H109ZM124 257V256H123ZM49 258V257H48ZM226 258V257H225ZM30 259V260H31ZM37 259H39V258H37ZM37 259L35 260V261H37ZM121 259V258H120ZM51 260V259H50ZM199 260H201V259H199ZM27 261H29V260H27ZM117 261H119L118 263L116 262V261H114L116 264H122V263H124V262H120V261H122V259L121 260H117ZM124 261V260H123ZM220 261H222V260H220ZM46 262V261H45ZM48 262V261H47ZM57 262V261H56ZM112 262V261H111ZM125 262H126V258H125ZM167 262H168V259H167ZM167 262H164V263H166L167 264ZM225 262V261H224ZM38 263H40V262H38ZM43 263V262H42ZM55 263V262H54ZM113 263V262H112ZM171 263V262H170ZM114 264V263H113ZM126 264H128V263H126ZM133 264V263H132ZM161 264H163V263H161Z\"/></svg>","mask_w":264,"mask_h":264}]
</instances>
